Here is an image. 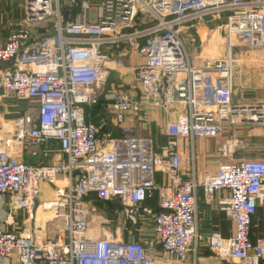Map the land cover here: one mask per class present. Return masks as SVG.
I'll use <instances>...</instances> for the list:
<instances>
[{"label": "built area", "instance_id": "2783aa9c", "mask_svg": "<svg viewBox=\"0 0 264 264\" xmlns=\"http://www.w3.org/2000/svg\"><path fill=\"white\" fill-rule=\"evenodd\" d=\"M21 1L24 18L0 47V93L35 102L37 109L14 120L12 138L0 150V198H11L29 226L0 227V264H188L197 245L221 261L261 264L264 243H252L251 220L264 202V158H241L183 180L177 142L189 141L193 169L196 140L264 124V102L233 101L236 55L245 49L263 53L264 94V0ZM213 23H223V57L195 65L182 37ZM127 51L142 61L135 72L139 94L121 86L102 90L110 54ZM101 98L116 127L127 118L148 122L156 110L175 112L162 127L166 144L157 150L149 137L100 136L85 109ZM13 144L33 156L43 149L42 161L18 160L9 150ZM234 148L228 141L220 152L226 157ZM51 154L64 161H45ZM41 185L51 188L49 200H40ZM198 189L207 205L227 192L218 206L233 223L229 238L199 233ZM155 194L156 210L145 205ZM39 211L49 215L43 224H57L54 237L38 224ZM103 216L96 221L101 228L93 227ZM147 227L152 239L134 241Z\"/></svg>", "mask_w": 264, "mask_h": 264}, {"label": "crops", "instance_id": "0c3cea01", "mask_svg": "<svg viewBox=\"0 0 264 264\" xmlns=\"http://www.w3.org/2000/svg\"><path fill=\"white\" fill-rule=\"evenodd\" d=\"M16 6V5H15ZM11 0H0V47H2L10 33L15 27L17 19H11L10 13L15 7ZM24 16L23 11H20L19 16ZM20 18V19H21ZM201 30V29H200ZM203 31V30H201ZM198 31L195 32L198 37ZM242 53V52H241ZM119 52L110 54V58L105 65L107 69V78L101 89L107 90L121 86L124 91H134L137 95L138 84L136 83L135 72L137 67L142 63L140 57L136 52H126L122 57ZM237 57L239 56L236 55ZM244 63L236 60L235 75L233 80V101L237 105L247 107H258L263 105V91L262 84L258 85L255 80L263 75V70L257 73L252 71L250 76V69H248L249 59L243 58ZM7 65H3L5 69ZM249 74V77H246ZM107 103L103 98L97 106L85 109V118L87 122L93 123L100 129V136L110 133L114 138L121 137H149L154 143V148L159 150L166 144V139L162 133V127L175 119L177 114L173 111L164 112L163 110H156L149 114L148 122H143L140 118H127L122 127H116L112 123L111 116ZM37 105L35 102L17 100L10 96L2 97L0 93V150L5 149V142L10 140L13 135L14 120L23 115H36ZM228 141L235 143L232 155L223 157L220 149ZM50 149L56 147L54 143L48 146ZM238 149L242 153H238ZM12 153L18 160L26 164H36L42 161V151L40 149L37 156L32 155L31 149L19 148L13 144L10 147ZM177 150L181 155V174L183 180H189L193 176H202L207 172L209 174L216 173L217 169L224 164H228L241 158L262 159L264 158V124L244 125L237 128L230 129L223 137L214 140H196L193 144L194 167L191 165V147L187 140H178ZM59 160L54 154L51 158L45 159L51 164H56ZM44 161V160H43ZM64 161V158L61 160ZM59 161V162H61ZM58 162V163H59ZM194 174V175H193ZM161 175L156 174L155 180L157 183L161 182ZM41 195L40 200L46 201L51 197V188L47 185L40 186ZM228 198L227 192H220L214 195L210 205L205 204L203 192L201 189L196 191V222L198 231L202 235H208L214 231L221 235L222 238L227 239L233 233V223L228 218L225 212L220 210L218 202ZM11 198H0V227L8 230H16L28 227L27 214L13 208ZM145 205L156 210L157 209V195L147 200ZM39 216V212L37 213ZM38 224L51 235L55 236V232H51V225L48 224V230L45 229V224L37 217ZM153 233L151 228L143 233H136L134 241L151 240ZM251 241H263L264 243V202H259L256 213L251 220ZM154 256L160 254V248L153 249ZM238 264L236 261H221L215 257L205 245H197L195 251L192 250L188 257V264ZM264 264V261L261 263Z\"/></svg>", "mask_w": 264, "mask_h": 264}, {"label": "rangeland", "instance_id": "374dc122", "mask_svg": "<svg viewBox=\"0 0 264 264\" xmlns=\"http://www.w3.org/2000/svg\"><path fill=\"white\" fill-rule=\"evenodd\" d=\"M14 4V8L13 11L10 13V18L13 19H17L18 21H15L13 23L17 24L18 22H20L21 20H23L24 16L21 18L19 16L20 11H23V4L21 0H11ZM21 18V19H20ZM223 23H213V24H207L205 25H201L197 28V33H198V37L195 34V28H190L189 30H186V33L184 34V36L182 37L183 42L186 46V49L193 61V63L195 65H199L202 63V61L205 58H210V59H216V58H220L223 57L224 54V43H225V34H224V28L222 27ZM203 31H201V30ZM242 52V53H241ZM239 54V56H236V60L238 58V60H240V62L244 63L243 58H248L249 59V64L248 65V69H250V76L252 75V71L255 73V71L258 73L262 66H263V53L261 51L260 48H254V49H245L243 51H239L237 52V55ZM237 65V64H236ZM249 74H246V77H249ZM263 81V75H261L260 77H258L255 82L258 85H261ZM263 102H264V98H263ZM238 153H242L241 149L237 150ZM101 215H103L100 212ZM41 222H45L47 219H49V215H45L43 214L41 211H39V216L38 218H40ZM43 219H45L43 221ZM99 220L95 219V225L93 227H98L101 228L100 224H98L96 221H100V222H104V216L98 218ZM109 220H113L114 221V216L113 218H110ZM106 223V222H105ZM44 225V224H43ZM51 232H55L56 234V230H55V226L57 225L56 223H51ZM109 222L107 221L106 224H104L102 226V228H106L108 229L109 227ZM48 224H45V229L48 230Z\"/></svg>", "mask_w": 264, "mask_h": 264}, {"label": "water", "instance_id": "95a60500", "mask_svg": "<svg viewBox=\"0 0 264 264\" xmlns=\"http://www.w3.org/2000/svg\"><path fill=\"white\" fill-rule=\"evenodd\" d=\"M50 34L53 35L54 34V31L52 30Z\"/></svg>", "mask_w": 264, "mask_h": 264}, {"label": "trees", "instance_id": "16d2710c", "mask_svg": "<svg viewBox=\"0 0 264 264\" xmlns=\"http://www.w3.org/2000/svg\"><path fill=\"white\" fill-rule=\"evenodd\" d=\"M109 206H111L110 204H108V208H110Z\"/></svg>", "mask_w": 264, "mask_h": 264}, {"label": "bare ground", "instance_id": "6f19581e", "mask_svg": "<svg viewBox=\"0 0 264 264\" xmlns=\"http://www.w3.org/2000/svg\"><path fill=\"white\" fill-rule=\"evenodd\" d=\"M42 217H40V219H41ZM45 219H43V221H44Z\"/></svg>", "mask_w": 264, "mask_h": 264}]
</instances>
